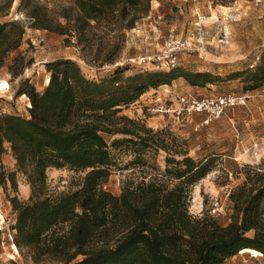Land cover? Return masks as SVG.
Listing matches in <instances>:
<instances>
[{
  "label": "trees",
  "instance_id": "16d2710c",
  "mask_svg": "<svg viewBox=\"0 0 264 264\" xmlns=\"http://www.w3.org/2000/svg\"><path fill=\"white\" fill-rule=\"evenodd\" d=\"M20 0L24 20L0 22V72L20 49L29 29L65 36L88 65H114L127 32L149 16L154 0ZM227 6L239 0H209ZM15 0H0V18L10 15ZM33 64L23 54L9 73L17 78ZM48 85L38 91L29 80L17 96L29 100L26 116L0 111V187L17 191L16 175L27 177V201L10 197L15 215L12 247L33 264H226L245 250L264 255V170L247 166L245 180L232 189L228 224L206 214H191L192 188L212 171L214 159L188 156L179 137L155 131L123 115V110L151 89L183 78L192 87L217 79L202 72L172 69L125 76L118 69L94 81L66 59L47 65ZM244 76V90L264 86V52ZM123 136L112 143L109 137ZM112 147L135 155L130 165H144L148 151L167 154L163 177L123 181L120 194L106 186L118 164ZM11 154L14 172L3 159ZM177 157L181 159H177ZM82 173L78 188L55 193L47 170ZM2 234V232H0Z\"/></svg>",
  "mask_w": 264,
  "mask_h": 264
},
{
  "label": "rangeland",
  "instance_id": "374dc122",
  "mask_svg": "<svg viewBox=\"0 0 264 264\" xmlns=\"http://www.w3.org/2000/svg\"><path fill=\"white\" fill-rule=\"evenodd\" d=\"M67 2L54 0L51 6ZM157 2L152 1L151 11L153 7L160 12L152 16L149 14L127 32L121 57L114 65H88L81 57L90 54L76 48L74 40L68 43L65 36L29 29L20 49L0 72V111L2 114L26 116L29 100L17 96L22 82L29 80L38 91H42L49 80L47 65L59 59L77 63L85 76L94 81H100L118 69L124 70L125 76L142 72H170L172 69L208 73L217 79L215 84L192 87L180 78L170 86L149 90L122 114L155 131L179 137L188 156L196 161H205L208 157L215 160L213 171L192 188L190 212L196 217L208 214L222 224H228L233 209L226 186L233 189L241 184L245 180L244 169L247 166L264 170V86L256 91H246L245 77L236 76L238 72L256 66L264 52V0H239L227 6H215L209 0ZM19 3L20 0H15L10 15L0 18V22L24 20L17 10ZM200 17L203 19L200 20ZM224 27L228 28L229 36L224 43H219ZM171 40L190 43L189 51H180L175 55V67L170 68L163 64L165 62L140 63L142 58L164 54ZM18 54H23L26 61L33 59V64L21 76L14 78L8 67ZM226 95L247 96V103L203 126L206 114L189 112L187 104L182 101V98L200 100ZM162 104L170 112H159ZM122 138L121 135L109 137V142ZM124 151V147H112L118 166L106 188L113 194H120L122 183L127 179L140 181L145 178L149 181L164 176L167 166L164 151H148L144 165L137 167L130 165L135 155ZM4 159L7 172H14L12 155H6ZM47 176L50 191L69 193L78 188L83 174L68 168H50ZM16 180L17 191L10 183L7 190L0 187V214L5 220L3 234H0V264H33L16 253L10 239L9 230L15 215L8 200L17 195L20 200L27 201L31 196L27 177L17 174ZM217 202L220 211L214 212ZM226 264H264V255L241 252Z\"/></svg>",
  "mask_w": 264,
  "mask_h": 264
},
{
  "label": "built area",
  "instance_id": "2783aa9c",
  "mask_svg": "<svg viewBox=\"0 0 264 264\" xmlns=\"http://www.w3.org/2000/svg\"><path fill=\"white\" fill-rule=\"evenodd\" d=\"M203 18L200 17V20ZM203 34V33H202ZM229 36V30L227 27L223 28V32L220 35L219 43H224ZM202 40L204 37L201 38ZM190 50V43L188 41H169L167 44V49L164 52V54H160L155 56L154 58L151 57H145L140 59V63H150L151 61L155 62L156 64L163 63L166 64L168 67L173 68L176 66V60L175 55L179 53L180 51H189ZM264 97V95H263ZM247 96H235V95H226L221 96L217 98H204V99H187L182 98V101L187 104L188 111L189 112H195V113H205L206 114V120L201 124L202 126L204 124H209L210 122H213L215 120H218L221 118L227 111L234 109L235 107L244 106L247 103ZM159 112H170L169 108H167L165 105H160L158 108ZM226 194L227 196L230 195L232 188L230 186H226ZM215 211H220L219 203L216 204ZM5 223V220L3 219V216L0 214V232L3 234V224ZM14 224V223H13ZM10 233V239L11 242L13 241V235L14 231L9 230ZM13 246V245H12Z\"/></svg>",
  "mask_w": 264,
  "mask_h": 264
},
{
  "label": "crops",
  "instance_id": "0c3cea01",
  "mask_svg": "<svg viewBox=\"0 0 264 264\" xmlns=\"http://www.w3.org/2000/svg\"><path fill=\"white\" fill-rule=\"evenodd\" d=\"M156 2L158 1V0H155ZM157 3H161V2H157ZM157 9H154L153 7H152V11L150 12V16H152V15H155V14H158L160 11H156ZM149 17V16H148ZM14 163H15V161H14ZM3 165H5V159H3ZM15 165V164H14ZM0 167H1V161H0ZM251 252V251H249V250H245V251H242L243 253L244 252ZM253 253H255V254H257L256 252H253Z\"/></svg>",
  "mask_w": 264,
  "mask_h": 264
},
{
  "label": "water",
  "instance_id": "95a60500",
  "mask_svg": "<svg viewBox=\"0 0 264 264\" xmlns=\"http://www.w3.org/2000/svg\"><path fill=\"white\" fill-rule=\"evenodd\" d=\"M48 85V84H47Z\"/></svg>",
  "mask_w": 264,
  "mask_h": 264
}]
</instances>
